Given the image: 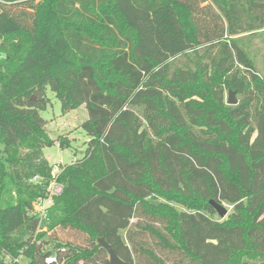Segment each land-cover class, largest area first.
<instances>
[{
    "label": "trees",
    "instance_id": "obj_1",
    "mask_svg": "<svg viewBox=\"0 0 264 264\" xmlns=\"http://www.w3.org/2000/svg\"><path fill=\"white\" fill-rule=\"evenodd\" d=\"M262 33L264 0H0L2 175L16 195L0 207V264H110L99 238L131 264H168L159 248L173 264L264 257V76L243 44ZM49 89L89 114L86 151L59 174L44 154ZM212 200L233 207L223 221ZM68 230L83 244L59 240Z\"/></svg>",
    "mask_w": 264,
    "mask_h": 264
},
{
    "label": "rangeland",
    "instance_id": "obj_2",
    "mask_svg": "<svg viewBox=\"0 0 264 264\" xmlns=\"http://www.w3.org/2000/svg\"><path fill=\"white\" fill-rule=\"evenodd\" d=\"M264 33L262 36L258 38L246 39L243 44L248 47L250 56L254 59L255 66L262 76H264ZM2 42V41H1ZM10 48V46H8ZM203 51V50H200ZM201 54H205L201 52ZM185 59V58H184ZM182 60L181 64L185 63L186 60ZM198 60V59H197ZM205 60V61H204ZM204 62H207V59H203ZM240 70L242 67H238ZM237 69V66H236ZM1 69H0V79H1ZM243 72V71H242ZM244 73V72H243ZM245 76V73H244ZM209 78L214 79L213 75L209 73ZM229 79V76L220 75L217 78V82H225ZM216 82V81H215ZM246 95L237 94L236 97L241 103L246 97L255 96L254 87L250 89ZM230 91L235 92L236 90H226L225 92V105H228L227 101L229 98ZM49 100L48 107L45 111L41 112V117L47 122L45 127V132L47 137L54 141V145L51 147H47L44 150V154L48 162L55 167V172L59 173L62 167L67 165H71L74 161L82 158L84 152L87 148V143L89 138L87 137L83 124L89 119V114L86 109V106H81L78 109L72 110L70 112L65 113L63 111L62 102L55 96V94L49 89L47 91V96ZM62 143L65 144V148H62ZM10 155L5 150L3 145H0V207H3L5 204L9 202L15 201V189L10 184L11 181L9 176L4 178L2 175L3 171L10 174L9 160ZM4 178V179H3ZM3 184H6V188L3 187ZM150 203L153 204L154 207H158L159 209L163 206L173 207L176 211H181L183 209L189 208L184 204L176 203L175 201H170L167 198L162 196H156L154 199L150 200ZM162 205V206H161ZM224 206L228 209L229 214L233 208L231 206L224 204ZM219 217V216H218ZM216 217L217 219L224 220L221 217ZM51 233H47V236L44 237L45 242L50 243L51 247L55 245V241H53L52 237H49ZM56 236L59 237V240H63L66 242H75L76 244H83L84 238L83 236H76L74 232L68 231H59L56 233ZM150 243L153 245L154 241L151 239ZM166 252L160 251L158 249V254L163 257L168 256L169 259L167 261L168 264H173L175 261V255L170 254L168 250ZM108 255V254H107ZM159 256V255H158ZM3 257V256H2ZM4 258V257H3ZM109 259V256H107ZM8 263L10 260L8 257L4 258ZM165 259V258H163ZM20 261L25 264L27 263V259L24 257L20 258ZM229 264H264V257H256L253 256L250 252H243L237 255Z\"/></svg>",
    "mask_w": 264,
    "mask_h": 264
},
{
    "label": "water",
    "instance_id": "obj_3",
    "mask_svg": "<svg viewBox=\"0 0 264 264\" xmlns=\"http://www.w3.org/2000/svg\"><path fill=\"white\" fill-rule=\"evenodd\" d=\"M2 55L0 54V57ZM238 94L237 91L233 92V91H230L229 93V98H228V105L230 106H237L239 104V101L236 97V95ZM210 204L211 206L217 211L218 215L224 219L228 216L229 214V211L228 209L224 206V205H221L215 201H210ZM98 245L100 248L104 249L108 256H109V263L110 264H131L129 262H126V261H123L119 256L118 254L116 253V251L112 248V246L106 242L105 239L103 238H99L98 239Z\"/></svg>",
    "mask_w": 264,
    "mask_h": 264
},
{
    "label": "built area",
    "instance_id": "obj_4",
    "mask_svg": "<svg viewBox=\"0 0 264 264\" xmlns=\"http://www.w3.org/2000/svg\"><path fill=\"white\" fill-rule=\"evenodd\" d=\"M59 173L55 172V174H59ZM62 192H63V187L61 185H59L56 182V180H54L49 187V195H48L47 199H39L37 201L38 213H40L43 217L46 216L47 209L53 205L54 197L61 195ZM230 208H233V207L231 206ZM56 262H57V260L54 257H50V258L46 259V263H48V264H52V263H56Z\"/></svg>",
    "mask_w": 264,
    "mask_h": 264
}]
</instances>
